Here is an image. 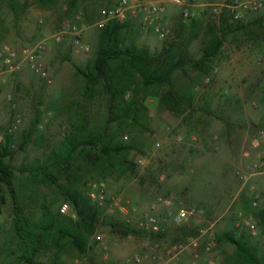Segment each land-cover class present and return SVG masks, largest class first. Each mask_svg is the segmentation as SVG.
<instances>
[{"label": "rangeland", "instance_id": "374dc122", "mask_svg": "<svg viewBox=\"0 0 264 264\" xmlns=\"http://www.w3.org/2000/svg\"><path fill=\"white\" fill-rule=\"evenodd\" d=\"M162 1L167 7L164 23L173 36L181 23L189 26L193 19L201 23L200 36L190 48L191 54L199 57L207 26L219 20L217 5L233 0H201L187 19L181 7ZM117 2L97 0L96 8L88 6L86 16L80 10L65 17L66 2L46 9L32 0H14L12 4L0 0V50L9 46L20 51L46 41L42 64L53 81L46 84L27 62L19 60L16 70L11 71L0 58V142L11 148L6 162L13 168L16 191L14 200L0 183V264H20L15 263L20 253L14 239L16 205L34 223L47 221L49 213L59 220H77L64 194L71 181L80 184L87 197L96 185L105 184V201L99 204L91 200L102 209L98 228L88 237L86 255H79L69 240L53 235L47 241L48 248L38 254V263L233 264L235 248L221 243L220 238L235 229L239 231L237 235H249L262 258L264 7L243 20L244 25L249 24L247 32L226 40L209 74L200 75L190 67L187 73L178 72L180 86L195 85L192 108L171 111L155 92L148 91L145 103L149 118L144 122L147 129L127 128L120 136L122 141L136 145L130 156L136 165L134 171L103 178L79 161L60 180L62 188L33 182L32 168L59 147L70 130L69 115L74 108L87 105L93 125L101 124L104 118V95L98 93L87 104L85 82L76 76V67L87 69L92 62L100 34L95 23ZM127 24L122 32L127 44L135 42L152 52L164 47L165 41L151 31H142L138 22ZM60 32H64L62 42L54 41L53 36ZM257 140L261 145L255 147ZM257 163L262 164L260 173L253 172ZM65 203L70 205V211L58 215ZM181 209L191 214L187 220L177 222ZM145 214L160 220L165 229L162 235L140 228ZM246 220L253 223L254 231L244 224ZM203 228L211 229L201 236ZM192 241L197 247L191 245ZM209 242L213 246L207 252ZM176 245H183L185 251L170 261L167 251ZM11 248L16 254H10ZM137 256L142 257L141 262L135 261Z\"/></svg>", "mask_w": 264, "mask_h": 264}, {"label": "trees", "instance_id": "16d2710c", "mask_svg": "<svg viewBox=\"0 0 264 264\" xmlns=\"http://www.w3.org/2000/svg\"><path fill=\"white\" fill-rule=\"evenodd\" d=\"M8 1L14 3V0ZM32 1L46 9H54L59 3L66 2L68 9L65 17H72L80 10H84L86 16L89 5L97 6V0ZM242 22L234 21L227 11H222L218 22L207 26L200 41L199 57L193 56L190 51L193 41L200 36L198 28L201 23L197 19L191 20L189 26L181 23L175 36L165 40L164 47L155 52L139 47L135 42L126 43L122 32L127 23L111 22L100 29L92 62L87 69L76 67V76L84 79L83 93L87 104L98 93L104 95V118L101 124L93 125L87 105L79 104L74 108L69 115L70 130L59 147L51 150L43 161L32 168L33 182L62 188L60 180L79 161L98 171L103 178L115 173L123 176L134 171L136 165L130 156L136 145L122 141L120 136L127 128L147 129L144 122L149 118L145 103L148 91L155 92L161 104L171 111L192 108L195 85L185 83L180 86L178 72L187 73L190 67L200 75L209 74L226 40L241 31L247 32L249 24ZM141 93H144L143 97H140ZM10 154L8 144L0 142V183L8 188L15 200L14 171L6 162ZM64 189L67 202L71 203L76 213V221L59 220L49 213L47 221L34 223L24 215L21 207L15 206L14 239L20 252L15 263L42 264L36 258L48 248L47 241L53 235L69 240L79 255L87 254L88 237L96 232L102 209L86 196L80 184L71 181ZM58 215L63 216L60 212ZM237 232L235 229L220 238L221 243H229L235 248L233 264H264V256L257 255L249 235L245 232L237 235ZM10 250V254H16L13 248Z\"/></svg>", "mask_w": 264, "mask_h": 264}, {"label": "built area", "instance_id": "2783aa9c", "mask_svg": "<svg viewBox=\"0 0 264 264\" xmlns=\"http://www.w3.org/2000/svg\"><path fill=\"white\" fill-rule=\"evenodd\" d=\"M172 4L182 8V16L187 19L191 16V10L193 7L200 4L201 0H169ZM213 4H210V6ZM216 12L227 11L234 21H243L249 15L259 12L264 7V0H233L223 4H218ZM167 7L162 0H118L116 4L111 6L105 13L104 16L95 23V27L98 29L105 28L109 23L116 22L119 24H125L130 21H136L139 27L144 32H153L161 40L165 41L173 37L172 30L169 29L164 23V17L166 15ZM64 32L57 33L53 36L54 41L62 42ZM47 50V42L41 41L34 47L24 48L22 50H16L9 46H4L0 50V58L4 65L11 71L16 70V61L27 62L31 68L46 82L50 85L53 83L51 76L47 69L42 64V58ZM89 51L90 48L86 47ZM20 64V63H19ZM20 120H17L19 123ZM260 139H264V131L261 132ZM261 145V141L257 140L254 143L255 147ZM262 164L257 163L253 166L254 173H260ZM105 184L99 183L89 193L90 199L95 202L102 204L105 201ZM256 205V203H254ZM70 211V205L65 203L61 206L60 212L62 214H68ZM190 212L181 209L176 217L177 222H183L188 219ZM244 224L252 231L255 230V226L249 220H246ZM140 228L151 234H162L164 227L160 220L153 215L145 214L140 220ZM211 228L200 229L199 233L204 236L209 233ZM191 245L197 247V243L192 241ZM213 242H209L205 251H211ZM185 251L183 245H176L167 251V255L171 256L170 261L178 259L179 256ZM197 257V255H195ZM142 257L137 256L136 262H141Z\"/></svg>", "mask_w": 264, "mask_h": 264}]
</instances>
